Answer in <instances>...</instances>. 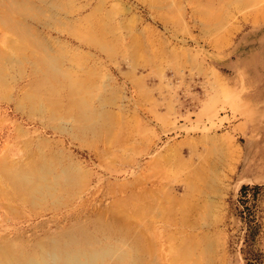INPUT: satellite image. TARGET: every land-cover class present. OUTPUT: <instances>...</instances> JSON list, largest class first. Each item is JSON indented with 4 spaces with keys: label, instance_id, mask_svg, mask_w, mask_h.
Segmentation results:
<instances>
[{
    "label": "rangeland",
    "instance_id": "obj_1",
    "mask_svg": "<svg viewBox=\"0 0 264 264\" xmlns=\"http://www.w3.org/2000/svg\"><path fill=\"white\" fill-rule=\"evenodd\" d=\"M155 1L162 7L167 5L162 13L149 8L145 0H0L3 14L0 17H7L9 23V27L0 23V55L5 61V68L0 64V75L6 78L0 88V165L27 163L40 168L52 162L48 167L51 166L53 175L60 174L64 165L81 169L75 194L64 204L48 202L32 206L8 196L0 197V238L28 246L96 218L99 212L110 215L109 207L114 201L139 191L156 194L160 191V197L168 192L181 196L185 192L184 180L193 176L190 168L195 172V168L206 165L210 159L216 160L217 151L211 142L203 140L207 137L209 141L220 139L228 146L222 166L224 180L219 195L213 198L214 211L210 217L206 214L208 210L206 216L202 214L210 223L205 224L204 217L198 215L200 209L188 216L189 224L171 228L173 241L168 240L167 234L164 236L155 220V226L151 227L158 251L155 257H149L150 261L147 259L148 264H174L171 262L174 250L186 234L199 241L189 252L187 264H264V0L257 7L240 9L228 6V1L233 0ZM68 2L75 8L65 6V10H60L62 3ZM100 2L103 11L115 10L113 21L120 25L116 33L117 36L120 32V46L126 49L137 36L135 40L139 41L142 53L137 62L133 63L120 47L115 55L109 56L95 48L80 46L78 40L62 31L76 26L80 18L90 16L95 21L103 18L99 11H91ZM213 11H217L215 27L204 16ZM110 35L107 34L108 39ZM22 40L26 48L21 53V48L14 49L11 45L18 46ZM58 40L68 52L90 56L83 59L85 66L75 70L78 75L87 70H93V76L94 72L104 75L95 77L105 90L115 93L114 104L108 109L118 115L121 121L116 122L122 123V134L128 137L124 135L125 139L120 138L117 144L111 138L88 147L69 133L77 123H73L75 117L65 111L64 105L53 114L44 109L31 111L25 103L17 106L31 87L34 57L42 60L45 55L46 66L52 56H57L61 61L56 66L73 67L58 53L55 43ZM144 45L148 50L144 51ZM60 100L61 103L67 100L63 92ZM164 153L169 156L167 165H172L169 174L168 169L159 165L162 162L151 165L158 157L167 156ZM206 153L211 155L207 160ZM167 165L164 164L165 168ZM193 226L197 227L194 231ZM203 233L207 241L200 238ZM208 241L213 242L212 250L204 249V242ZM181 244L177 249L183 248L184 243Z\"/></svg>",
    "mask_w": 264,
    "mask_h": 264
},
{
    "label": "bare ground",
    "instance_id": "obj_2",
    "mask_svg": "<svg viewBox=\"0 0 264 264\" xmlns=\"http://www.w3.org/2000/svg\"><path fill=\"white\" fill-rule=\"evenodd\" d=\"M53 1L55 2V0ZM65 1H71V0H65ZM145 1L148 2L149 8H152L158 13L159 12L162 13L164 10L163 8H165L164 6H167V5H163L162 7L160 6L161 3L158 5L159 2H156L155 0H149V1L145 0ZM260 1L261 0H233V1H230V3L228 1V6L234 7L236 9H240L243 7H249V6L257 7L260 5ZM101 3L102 2H100V4H97L95 7H93L91 11L92 12L99 11L101 15L103 16V18H101L100 20H96V21L93 20L92 17L90 16H88L87 18H80V19H77L78 23L76 24V26L73 25L72 27H70V29L65 28V29H62V31H66L67 34H70L72 37H74L76 41L78 40L77 42H79L80 46L86 47L88 49L95 48L97 50H100V52H104L105 54L109 56L115 55L119 51L118 49L120 47L121 49L124 50V54L130 56L133 63L137 62V59H139L142 56V53L140 50L141 45L139 44L138 40H135L137 36L135 35L130 45L126 46L127 47L126 49L124 45L120 46V43L122 42V39L119 34L120 32H118V35L116 36L117 31L120 30V25L114 23L113 21L115 10L112 9L108 11H103L102 10L103 8L101 7L102 5ZM70 4L71 2H68L66 4L62 3V5L60 6V10L61 8H62V11L65 10V6L70 7V8L72 7V5L74 6L73 3L72 5ZM57 5L58 4H56V7H58ZM53 7H55V5ZM168 8L169 7H167V9ZM24 13H27V12L25 11ZM227 13L229 15L228 11ZM10 14L12 13L10 12ZM5 16H7V14ZM204 16H206L205 20L210 21L214 24L213 27L216 26V22L218 23L217 11L215 13L214 11L210 12L209 14L206 13ZM11 19L12 18H10V20ZM223 19L224 17L222 18V20ZM0 20H1L0 23H2L3 26L9 27V23L7 22L8 20L7 17L3 19L0 17ZM17 21L19 20L17 19ZM82 21H84V23H82ZM222 23H220V25ZM61 24L66 26V24L64 23H61ZM57 32H58V29H57ZM59 32L61 31L59 30ZM107 34L108 35L111 34L110 39H108ZM55 43L58 45L57 46L58 53H60L61 57L67 58L68 62H70L71 65H73V67L68 66L67 69H62L61 66H56L58 65L57 63H59V60H60V57H57V56L56 57L52 56V58L55 57L54 59H52L51 56L49 55V58H51L49 59V61L50 60L52 61L51 63H49L48 61V63L45 64L46 66L43 65V59H45L44 58L45 55H43L42 60L40 58L41 56L39 57L40 60L37 57H34L33 59L34 68L32 70L33 80L31 82V87L29 91L27 92L25 91V95L23 96L22 99H20L17 106L20 105V103L21 104L25 103L28 106V109L31 111H40L44 109L53 114L57 112V109L60 106L64 105L65 111L67 110L68 113L70 114L72 113L74 115L75 120H73V123H75L74 121H76L77 123L76 127L74 128L75 130L70 131L69 133L72 134V137L74 139L79 140L84 145H88V147H91V143L92 144L94 142L96 143L99 140L107 141L112 138V141L117 144V142L120 141V138L124 137L125 139V136L128 137V135L122 134V131L124 129L122 123L119 124L118 122H116V121H121V120H118L119 119L118 115L112 113L110 109H108L109 106H111V104H114L113 103L114 98L112 96L115 95V93L108 92L107 89L105 90L104 85L101 84L102 82L99 83L98 78L95 77L97 76L98 73L94 72L95 75L93 76L91 74L93 70L92 71L89 70L88 72L87 70L89 69L88 67L86 69L87 71H83V72L78 71V72L83 73L82 76L78 75L75 72L76 69L80 70L83 66H85L86 61L84 62L85 64L82 65L83 59L85 60L86 58H89L90 56L86 53H79L76 51H73V53L68 52V50L65 48L66 46H64L65 44L62 45L61 43L60 45L59 40L58 42H55ZM24 44H25V40H24ZM24 44L22 40V42H20L18 46H15V44L14 45L9 44V45H11L14 49H18V48L22 49V48H26V44L25 46ZM144 48H145L144 51L148 50V48H146L145 45H144ZM21 49H20V52L21 53L24 52L25 49L24 50L22 49V51ZM148 52H152V51H147L146 53ZM19 53L18 55H21V53L20 54ZM45 53L48 55L47 50ZM146 53L144 52V54ZM6 54L3 53V55H6ZM27 55L30 56L29 53ZM8 57L10 58L9 55ZM8 57L5 56V59L9 60L7 59ZM16 57H13L14 60ZM21 57H23V55H21ZM1 58L3 57L2 56L0 57V64L1 66L4 67V63H3L4 58L2 60V63H1ZM23 63H26V62L24 61ZM62 63H60L59 65H62ZM81 65L82 67H80ZM11 67L13 68V65ZM11 67L9 69H11ZM2 74L4 75V73ZM98 75H101V74H98ZM1 77L3 76L0 75V78ZM101 77L104 78V75H101ZM2 79H6V78L3 77L0 79V86H1L0 88H2L3 87L2 85H4L2 82L3 81ZM99 84L100 86H97ZM61 92H63L66 95L67 100L65 103H61V100H60ZM105 92H108V95L105 94ZM62 112L64 113V111ZM62 120L63 119H61V121ZM123 124H127V123H123ZM144 131H145V128H144ZM127 134H129V130ZM140 134L142 135V133ZM87 136L89 137L87 138ZM203 140H206L207 142H211V146H213L214 149L217 151L216 152L217 154L215 157L216 160L211 161V159L209 158L210 161L205 163L206 165H202L200 168L198 167L195 168L196 169L195 172L193 170L194 168L191 167L192 165L188 166L192 168V170L190 168V172H193V176L191 175L192 176L191 178L187 174L186 176L190 178L185 177L187 179L186 180L183 179L184 180L183 188L185 191L183 195L177 196V197L171 196L166 186L165 187L167 190L166 189L164 190H166L168 193H165L164 191L163 193L165 194L164 195L162 194L163 197H160L159 195L160 191L157 194L154 191H151L150 193L144 192V191L135 192L131 194V196L114 201L111 204V207H109L110 215H108L109 213L106 211L99 212V214H97L98 216L97 217L95 216L96 218H92L91 220H88L86 222L77 223L60 233H57V234H54L48 237L45 236L43 239H40V240H35L34 242L29 243L28 246L20 245L18 244V242H15L14 240H10L7 238H0V264H148L149 263L148 260L149 261L151 260L149 259V257L154 256V253L158 251V247L153 241V239L156 238V235L154 234V230H152V227H151V225L155 223V220H156V223L160 225V228L158 226L157 227L165 232L164 236L167 234L169 236L168 240H171V239L173 240L174 233L171 232L172 230L171 228H174V227L179 228V226H184L186 222L189 224L188 216L190 214L196 213V212L198 213L199 210L201 209L198 215L202 218L204 217L203 219L205 220V216H206L205 212L208 210L206 214H208V217H210V213L214 211L212 210L213 203L215 201L213 200V198L219 195L218 193L221 190L220 185L222 184L224 180L222 168L225 165L224 164L225 154H226V151L228 150V146L220 139H212L209 141V138L205 137ZM206 141H204V143ZM149 142H150V139H149ZM125 143L127 144V141ZM204 146H207V145H204ZM174 149L176 150V148ZM166 152H169V151H166ZM204 153H205V150H204ZM166 154L164 153V155ZM199 154H201V151ZM205 155H206L205 158L207 160V156L209 155L207 153ZM175 156H178V155H175ZM201 157L204 158L203 156ZM162 158L163 159H159L158 157L156 161L153 160L152 162L154 164H151V165L152 166L156 165L155 162L156 163L162 162L159 165H163L164 170L168 169L167 170L168 174L171 173L172 171L170 169L172 165H170L171 163L168 164L170 167L167 165V163L170 162L168 161L169 160L168 154L167 156H164ZM200 158L198 159L200 160ZM205 158H204V161H205ZM178 162L184 163L183 161H179V160ZM3 163H2V166L0 165V197L2 198L3 196H8L12 200L13 199L19 200L22 204H28L32 206H42L44 205V203H48V202H51L52 205L53 204H58V205L64 204L66 199L72 197L75 194V187H77V183H76L77 176H78L79 171L81 172V169H79L78 171L71 165H64L65 168H63V170L59 172L60 174L53 175V173L51 172L52 169L50 168L51 166L48 167L52 162H50L48 166L43 165L40 168H35L34 166L32 165L30 166L27 163L14 164V165L12 164L8 165V164H5V163L3 164ZM164 164L167 165L166 168ZM200 165L201 164H199V166ZM160 168H162V166H160ZM161 170L163 171V169ZM163 173L165 174L164 171ZM49 176L52 177V180H50L51 182L48 180ZM172 176H174V174H172ZM46 199H49V200L51 199V201H46ZM166 204H167V207H166ZM202 214L205 216H202ZM213 215L214 214H212V216ZM207 220H205V224L210 223V221L208 222ZM203 226L205 225L203 224ZM196 228L197 227L193 226L192 230L194 231ZM201 228L206 229L208 227L201 226ZM192 230L191 232L189 230V232L191 234H194ZM181 231L182 230H180V237H181ZM159 235L161 234L159 233ZM182 235H185L184 231ZM189 235L190 234L188 235L186 234V236H184V238H182L181 241L179 242L180 244L178 243L179 246L182 245L181 242L184 243L183 244L184 246L182 249H177L178 245L176 246L175 248L176 251L174 250L176 255L174 254L172 256V260H171L172 263L173 261H174V264L176 263V261H178V264L189 263V261L186 262L188 256L190 255L189 252H191L194 245L195 247H197L196 242H199L197 240L196 241L191 240L192 237L189 238ZM201 235L202 236L200 238H205V239L207 238V235L205 233ZM212 244L213 242L212 243L204 242V245L206 246L205 248L204 247L203 248L207 250L208 249L212 250ZM170 255L171 254H169V256ZM194 257H196V255Z\"/></svg>",
    "mask_w": 264,
    "mask_h": 264
}]
</instances>
